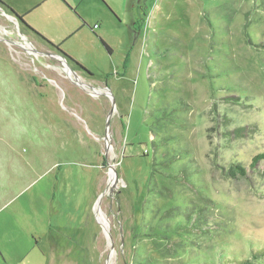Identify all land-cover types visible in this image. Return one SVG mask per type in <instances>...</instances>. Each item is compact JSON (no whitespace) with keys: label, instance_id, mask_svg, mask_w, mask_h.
Returning <instances> with one entry per match:
<instances>
[{"label":"rangeland","instance_id":"obj_1","mask_svg":"<svg viewBox=\"0 0 264 264\" xmlns=\"http://www.w3.org/2000/svg\"><path fill=\"white\" fill-rule=\"evenodd\" d=\"M109 1L0 5V264H264V0Z\"/></svg>","mask_w":264,"mask_h":264},{"label":"crops","instance_id":"obj_2","mask_svg":"<svg viewBox=\"0 0 264 264\" xmlns=\"http://www.w3.org/2000/svg\"><path fill=\"white\" fill-rule=\"evenodd\" d=\"M0 1H4L3 3H7L6 5L18 15H22L26 24L45 39L48 38L53 44H61V51H66L68 40L77 31L81 32L86 25H90L86 22V14L79 8L82 2L100 4L105 1L109 6H113L109 0H27L25 7L20 3L22 0ZM75 11H78L80 16H77ZM62 52L66 53L64 50Z\"/></svg>","mask_w":264,"mask_h":264},{"label":"trees","instance_id":"obj_3","mask_svg":"<svg viewBox=\"0 0 264 264\" xmlns=\"http://www.w3.org/2000/svg\"><path fill=\"white\" fill-rule=\"evenodd\" d=\"M0 5L1 6H4L6 11L8 13H10L11 15L15 16L17 21L19 22L20 25H22L24 28H26L27 30L31 31L32 33H34L36 36H38L39 38H41L45 43H47L48 45H50L51 47L55 48L57 51H59L64 57L72 60L70 57H68L65 53H63L61 50H60V46L61 44H53L51 43L50 41H48L47 39H45L43 36H41L38 32H36L35 30H33L31 27H29L26 22L24 21V17L22 15H18L15 11H13L10 7H8L7 5H5L3 2L0 1ZM103 46L105 47V49L110 52V49L109 47L103 43ZM73 62H75L73 60ZM238 131V130H236ZM241 131V129L239 130ZM261 158H264V155L261 154V155H258V156H255L252 161H251V165H250V168H253L254 165L257 164V162L261 159ZM222 173L223 175L227 176V178H230V179H237V178H245L247 176V169L244 165H241V164H235V163H230L228 165V167L226 168H222ZM245 264V263H244Z\"/></svg>","mask_w":264,"mask_h":264},{"label":"bare ground","instance_id":"obj_4","mask_svg":"<svg viewBox=\"0 0 264 264\" xmlns=\"http://www.w3.org/2000/svg\"><path fill=\"white\" fill-rule=\"evenodd\" d=\"M67 73L70 74L69 71H67ZM98 218H99L101 224L104 226V228H106L108 230L109 229V225H108V223H107V221H106V219L104 217V214L102 212L98 214Z\"/></svg>","mask_w":264,"mask_h":264},{"label":"water","instance_id":"obj_5","mask_svg":"<svg viewBox=\"0 0 264 264\" xmlns=\"http://www.w3.org/2000/svg\"><path fill=\"white\" fill-rule=\"evenodd\" d=\"M10 14V13H9ZM13 16V15H12ZM13 18H15L16 19V17L14 16ZM17 20V19H16ZM41 39V38H40ZM33 51H35V50H33ZM74 77H75V80L78 82V84L79 85H81L82 86V84L78 81V79H77V77L74 75ZM92 89V88H91Z\"/></svg>","mask_w":264,"mask_h":264},{"label":"flooded vegetation","instance_id":"obj_6","mask_svg":"<svg viewBox=\"0 0 264 264\" xmlns=\"http://www.w3.org/2000/svg\"><path fill=\"white\" fill-rule=\"evenodd\" d=\"M57 51V50H56ZM58 53H60L59 51H57ZM61 54V53H60ZM46 56H55L54 54H51V53H46Z\"/></svg>","mask_w":264,"mask_h":264},{"label":"built area","instance_id":"obj_7","mask_svg":"<svg viewBox=\"0 0 264 264\" xmlns=\"http://www.w3.org/2000/svg\"><path fill=\"white\" fill-rule=\"evenodd\" d=\"M95 28H97V26H95Z\"/></svg>","mask_w":264,"mask_h":264}]
</instances>
